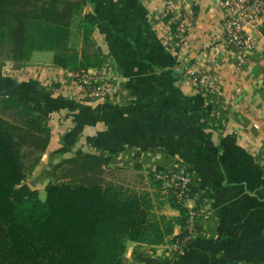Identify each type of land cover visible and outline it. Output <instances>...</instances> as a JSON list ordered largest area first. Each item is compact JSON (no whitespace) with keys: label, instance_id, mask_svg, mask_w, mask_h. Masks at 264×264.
<instances>
[{"label":"crops","instance_id":"crops-1","mask_svg":"<svg viewBox=\"0 0 264 264\" xmlns=\"http://www.w3.org/2000/svg\"><path fill=\"white\" fill-rule=\"evenodd\" d=\"M171 1L175 14L194 11L183 33L160 14L164 0H86L76 18L98 17L90 34L98 65L87 68L110 86L107 98L85 97L53 50L0 62V94L18 93L50 126L24 182L41 199L54 164L84 152L109 158L105 181L115 182L107 172L180 171L184 206L199 211L194 238L176 253L175 220L161 244L129 242L122 264H264V30L242 52L224 42L213 0ZM198 69L217 77L219 93L187 81Z\"/></svg>","mask_w":264,"mask_h":264},{"label":"trees","instance_id":"trees-1","mask_svg":"<svg viewBox=\"0 0 264 264\" xmlns=\"http://www.w3.org/2000/svg\"><path fill=\"white\" fill-rule=\"evenodd\" d=\"M85 4L0 0V48L14 61L47 49L54 51L56 66H95V50L92 58L86 52L79 58L68 46L73 20ZM96 22L91 13L79 20L84 45ZM49 141L48 121L34 104L16 92L0 94V264H122L129 242L161 244L175 220L183 228L188 208L178 187L172 188L170 206L180 215L173 218L159 212L148 191L105 181L102 166L109 158L90 152L55 163L39 199L24 181ZM182 234L183 229L176 239Z\"/></svg>","mask_w":264,"mask_h":264},{"label":"built area","instance_id":"built-area-1","mask_svg":"<svg viewBox=\"0 0 264 264\" xmlns=\"http://www.w3.org/2000/svg\"><path fill=\"white\" fill-rule=\"evenodd\" d=\"M222 13L223 40L231 43L240 51L244 52L253 47V33L264 30V0H213ZM171 0H164V6L160 14L167 18V24L175 25L176 32L183 33L191 27L195 21L192 9H187L181 14H175ZM74 86L84 92L85 97L90 100L107 98L111 93L110 86L103 82L99 73H91L87 70L73 72ZM187 81L195 88L206 91L209 94L219 93L217 77L209 70L198 69L188 74ZM170 174L179 188L178 197L186 195L188 177L180 171H164L157 176ZM198 209L188 208L187 219L184 222L183 234L176 239L174 250H181L191 242L196 233V218Z\"/></svg>","mask_w":264,"mask_h":264},{"label":"rangeland","instance_id":"rangeland-1","mask_svg":"<svg viewBox=\"0 0 264 264\" xmlns=\"http://www.w3.org/2000/svg\"><path fill=\"white\" fill-rule=\"evenodd\" d=\"M79 20L75 17L72 23V35L70 39V45L72 47V50L74 53H77L79 49V41H82L84 44V39L82 34L78 32L77 26H78ZM33 32L35 29L32 30ZM80 35V36H79ZM91 39H86V45L79 49L82 53L84 50H87L86 55H88V58L93 57V51L94 47L90 45ZM79 52V51H78ZM8 60L14 61L10 55H8V52L0 48V62H5ZM82 71L81 69H79ZM27 162H29L30 158H26ZM108 177L111 179H114L115 182L110 180L111 182L118 184V182L123 183L122 185L125 187H128L130 189H133L135 191H148L151 193L153 197V203L158 208L159 212L164 213L165 215L169 216V212L172 210L170 206L171 201L174 198V192L172 191V188L175 187V182L173 180V177L168 174L164 176H157V173L155 174H146V173H140V172H121L118 171L117 173H106ZM41 199H44V195L41 196ZM170 217V216H169Z\"/></svg>","mask_w":264,"mask_h":264},{"label":"water","instance_id":"water-1","mask_svg":"<svg viewBox=\"0 0 264 264\" xmlns=\"http://www.w3.org/2000/svg\"><path fill=\"white\" fill-rule=\"evenodd\" d=\"M30 189H33L31 185H28Z\"/></svg>","mask_w":264,"mask_h":264}]
</instances>
